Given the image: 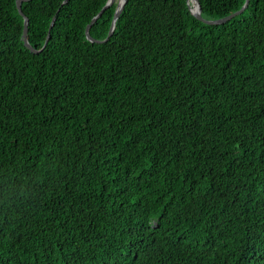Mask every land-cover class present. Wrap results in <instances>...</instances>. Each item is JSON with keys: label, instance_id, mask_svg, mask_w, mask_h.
Returning <instances> with one entry per match:
<instances>
[{"label": "trees", "instance_id": "1", "mask_svg": "<svg viewBox=\"0 0 264 264\" xmlns=\"http://www.w3.org/2000/svg\"><path fill=\"white\" fill-rule=\"evenodd\" d=\"M107 1L0 0V264H264V0Z\"/></svg>", "mask_w": 264, "mask_h": 264}, {"label": "water", "instance_id": "2", "mask_svg": "<svg viewBox=\"0 0 264 264\" xmlns=\"http://www.w3.org/2000/svg\"><path fill=\"white\" fill-rule=\"evenodd\" d=\"M23 1H27V0H16V7H17V10L19 12V14L23 17V43L24 45L32 52H39L40 50H42L48 39H49V35H50V29L52 28V25L54 23V20H55V16L52 17L51 19V22H50V25H49V29H48V33L46 35V39L44 41V44L43 46L40 48V49H35L33 48L29 43H28V40H27V23H28V18L27 16H25L21 10V3ZM127 0H119L118 3H117V6H116V9H115V12H114V15H113V19H112V23H111V26L109 28V31H108V34L106 36L105 39L103 40H97V39H94L90 36L89 34V27L90 25L102 14V12L111 5V3L113 2V0H108L106 2V4L97 12L96 15H94L92 17V19L90 20V22L86 25L85 27V35H86V38L91 41V42H97V43H101V42H104V41H107L109 39V37L112 35V31L114 29V24H115V21L116 19L118 18V16L120 15L123 7H124V4ZM187 1V5H188V8L190 10V12L199 20L207 23V24H219V23H223L225 21H228L229 19H231L233 16L235 15H238L240 14L248 5V2L249 0H245L244 1V4L235 12L227 15V16H224L222 18H217V19H204L202 18L201 16V7H200V3H199V0H186ZM67 0H63V3H66ZM190 2L192 3H195L197 5V10L195 12H193L190 8Z\"/></svg>", "mask_w": 264, "mask_h": 264}, {"label": "bare ground", "instance_id": "3", "mask_svg": "<svg viewBox=\"0 0 264 264\" xmlns=\"http://www.w3.org/2000/svg\"><path fill=\"white\" fill-rule=\"evenodd\" d=\"M190 8L193 12L197 10V5L195 3L190 2Z\"/></svg>", "mask_w": 264, "mask_h": 264}]
</instances>
